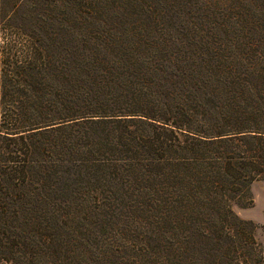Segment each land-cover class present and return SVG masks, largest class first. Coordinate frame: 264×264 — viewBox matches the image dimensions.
I'll list each match as a JSON object with an SVG mask.
<instances>
[{"label": "trees", "instance_id": "1", "mask_svg": "<svg viewBox=\"0 0 264 264\" xmlns=\"http://www.w3.org/2000/svg\"><path fill=\"white\" fill-rule=\"evenodd\" d=\"M221 1L0 0V264L46 226L36 138L68 128L74 264H264L234 210L264 180V58Z\"/></svg>", "mask_w": 264, "mask_h": 264}, {"label": "rangeland", "instance_id": "2", "mask_svg": "<svg viewBox=\"0 0 264 264\" xmlns=\"http://www.w3.org/2000/svg\"><path fill=\"white\" fill-rule=\"evenodd\" d=\"M221 3L222 6L230 4L225 0ZM232 9L237 16L245 13V19H250L248 15L254 17L253 24L250 21L243 24L246 32L240 33V36L247 40L246 42L256 52L257 57L249 56V59L264 58V0L238 1L232 5ZM241 25L240 20L239 26ZM57 27L62 28V25L59 24ZM70 44H73L70 40H62L61 56L58 54L55 56L58 61L69 54L64 53V50H70ZM71 87V90L74 89V81ZM256 100L261 101L264 107V95H258ZM73 139L74 128L54 131L36 138V144L42 149L49 151L48 149L52 148L50 159L56 165V175L51 178L54 191L50 192L51 198L47 205H42L41 214L36 220L47 221L46 226L40 230L34 228L27 232V237L25 235L27 245L23 249L25 255L21 254L19 264H74V174H72L74 169L70 168L74 157L69 155L74 151ZM33 159L38 160V157L35 156ZM251 189L254 204L248 208L235 206L234 210L241 219L254 223L256 237L264 244V180L254 182Z\"/></svg>", "mask_w": 264, "mask_h": 264}]
</instances>
